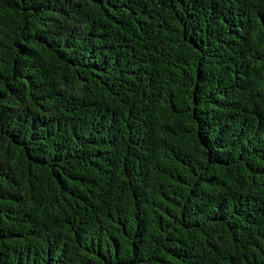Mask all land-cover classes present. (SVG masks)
<instances>
[{
  "label": "trees",
  "instance_id": "trees-1",
  "mask_svg": "<svg viewBox=\"0 0 264 264\" xmlns=\"http://www.w3.org/2000/svg\"><path fill=\"white\" fill-rule=\"evenodd\" d=\"M0 264H264V0H0Z\"/></svg>",
  "mask_w": 264,
  "mask_h": 264
}]
</instances>
